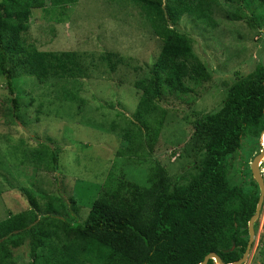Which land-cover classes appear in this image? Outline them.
Instances as JSON below:
<instances>
[{"label":"trees","instance_id":"obj_1","mask_svg":"<svg viewBox=\"0 0 264 264\" xmlns=\"http://www.w3.org/2000/svg\"><path fill=\"white\" fill-rule=\"evenodd\" d=\"M78 1L0 0V77L11 95L21 76L40 83L85 77L75 53L39 52L26 38L34 11L58 25L67 22L68 9ZM129 1L160 43L155 62L135 84L140 92L137 109L127 127L119 129V141L126 145L119 147L118 155H128L135 165L149 164L147 185L121 181L111 171L82 222L74 204L67 207L62 196L24 186L19 191L28 210L8 212L0 222V264H16L15 252L25 246L30 264H200L211 253L231 264L245 252L247 224L255 214L259 190L249 170L248 184L245 176L232 182L230 167L246 140H259L264 131V66L236 81L217 111L192 122L187 156L193 161L183 174L172 180L151 153L164 118L158 106L161 97L169 93L190 101L193 90L210 80L194 52L195 40L176 30L177 25L185 18L209 30L238 21L260 29L264 0ZM10 102L16 117L26 112L16 99ZM115 127L110 125L112 131ZM35 157L56 171L57 152L49 144L38 142Z\"/></svg>","mask_w":264,"mask_h":264},{"label":"rangeland","instance_id":"obj_2","mask_svg":"<svg viewBox=\"0 0 264 264\" xmlns=\"http://www.w3.org/2000/svg\"><path fill=\"white\" fill-rule=\"evenodd\" d=\"M67 18V22L57 25L34 11L26 38L39 52L78 55L85 68L84 78L40 83L21 76L11 95L0 77V222L8 212L28 210L19 191L24 186L62 196L67 207L74 204L82 222L111 171L121 181L147 185L149 164L135 165L125 154L119 157V147L126 145L119 141V129L127 127L137 109L140 92L135 84L144 79L155 62L160 43L129 0H79L68 9ZM263 22L264 15L261 28L255 30L243 21L224 22L216 30L194 26L185 18L177 25L176 30L195 40L194 52L210 80L193 90L190 101H185L186 96L179 99L165 93L158 103L164 118L151 159L163 166L172 180L193 161L187 156L192 122L217 111L236 81L257 65L264 66ZM67 96L74 100H66ZM12 98L27 109L18 117L12 109ZM112 123L116 126L113 131ZM38 142L49 144L57 152L56 171H49L37 161ZM260 144L261 139L246 140L232 160V182L239 183L245 176L243 181L248 184L249 166ZM261 172L264 176V163ZM58 212L62 215L63 210L58 208ZM14 260L16 264H30L29 248L15 252ZM254 261L264 264V205L245 264Z\"/></svg>","mask_w":264,"mask_h":264},{"label":"water","instance_id":"obj_3","mask_svg":"<svg viewBox=\"0 0 264 264\" xmlns=\"http://www.w3.org/2000/svg\"><path fill=\"white\" fill-rule=\"evenodd\" d=\"M263 136H264V131L261 133V140ZM262 163H264V140H262L261 150L259 154L253 158L249 166L252 180L255 182L259 190V197L255 208V214L251 217V219L247 224L248 241H247L246 249L242 257L237 262L231 264H245L248 261L254 246V242L256 238L254 225L257 223V220L259 219L264 205V178L260 170ZM209 260H212L214 264H224L221 261V259L213 253L207 255L200 264H207Z\"/></svg>","mask_w":264,"mask_h":264},{"label":"clouds","instance_id":"obj_4","mask_svg":"<svg viewBox=\"0 0 264 264\" xmlns=\"http://www.w3.org/2000/svg\"><path fill=\"white\" fill-rule=\"evenodd\" d=\"M260 139H261V136H260ZM261 145H262V140H261V144H260V150H261ZM260 150H259V152H260ZM259 152H258V154H259ZM258 154H256V155H258ZM251 164V163H250ZM260 166V165H259ZM262 166V165H261ZM260 170H261V167H260ZM262 173V172H261ZM262 176H263V174H262ZM263 178H264V176H263ZM255 236H256V233H255Z\"/></svg>","mask_w":264,"mask_h":264},{"label":"bare ground","instance_id":"obj_5","mask_svg":"<svg viewBox=\"0 0 264 264\" xmlns=\"http://www.w3.org/2000/svg\"><path fill=\"white\" fill-rule=\"evenodd\" d=\"M262 140H264V136L262 137Z\"/></svg>","mask_w":264,"mask_h":264}]
</instances>
